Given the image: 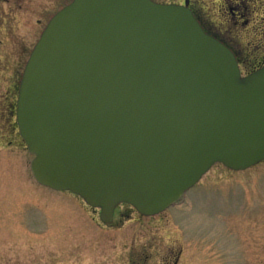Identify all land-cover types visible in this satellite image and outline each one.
Returning <instances> with one entry per match:
<instances>
[{"label":"water","instance_id":"water-1","mask_svg":"<svg viewBox=\"0 0 264 264\" xmlns=\"http://www.w3.org/2000/svg\"><path fill=\"white\" fill-rule=\"evenodd\" d=\"M16 119L37 183L106 224L122 204L152 217L216 164L264 162V66L242 76L188 2L73 0L29 56Z\"/></svg>","mask_w":264,"mask_h":264},{"label":"rangeland","instance_id":"rangeland-1","mask_svg":"<svg viewBox=\"0 0 264 264\" xmlns=\"http://www.w3.org/2000/svg\"><path fill=\"white\" fill-rule=\"evenodd\" d=\"M34 1L43 6L31 7V21L12 7L13 0L0 2V58L7 53L6 12H15L16 36L26 40L27 50L39 37L31 32L41 30L32 20L44 18L49 0ZM216 1L192 0L206 24L219 21ZM248 5L256 12L238 31L244 71L264 57V0ZM12 79L14 73L0 70V264H174L180 250L179 264H264V162L245 171L217 164L161 216L144 218L120 205L108 225L100 210L81 198L42 187L33 178V156L16 122L18 90Z\"/></svg>","mask_w":264,"mask_h":264},{"label":"flooded vegetation","instance_id":"flooded-vegetation-1","mask_svg":"<svg viewBox=\"0 0 264 264\" xmlns=\"http://www.w3.org/2000/svg\"><path fill=\"white\" fill-rule=\"evenodd\" d=\"M72 1L73 0H49L48 3L44 4L45 6L44 11L46 13L44 18H41V15H38L34 18V20H32L36 22V24H33L34 26L36 25L37 27L41 28L39 33L38 32L34 33L33 32L34 29L32 28L31 29L32 34H35L33 36H37L39 34L40 37L42 31L44 30L50 19L60 9L67 6ZM153 1L157 3H166L163 2L162 0H153ZM0 2L10 3L12 2V0H0ZM186 2H188L189 8L193 12L199 23L201 24V26L203 27L204 31L210 36L216 38L221 43H223L227 48H229L233 52V54L237 59V62L239 64L243 76H247L253 71L264 66V57H263L261 61L255 63L251 68L248 67L249 70L244 71V67L247 65H245L246 64V60L244 57L245 53L241 41L238 38V31L250 23L253 14L256 12V10L254 9L251 10V7H249L248 2H250V0H217L216 4H219V6L217 7L218 8L217 14L219 21L217 23L216 21H211V23L209 24H206L203 18L199 16L197 10L195 9V5L192 3V0H183L182 4L185 5ZM13 5L14 6L12 7H17L18 9H21L23 16H25V19L29 18L30 21L31 19L29 17V12L31 7H36L40 10L41 7L43 6V4L40 1L38 2L34 0H13ZM14 13L15 12L13 10H10L6 12V15L4 17V28L8 41H7V53L6 55H3L0 58V70L4 69L14 73V79H12L11 85L15 89L19 90L21 79L23 76L22 73L24 71L25 65L39 37H37L32 47H29L31 49L28 48L27 50L26 40H23L21 36L20 37L16 36L17 30L13 26V20L15 21ZM35 13L36 11H33V14ZM1 46L2 45H0V47ZM15 93L13 97H15ZM16 96L18 97V93H16ZM185 197L179 203L184 201ZM179 203H177L176 205H178ZM143 217L145 218V216ZM155 217H150L149 219H153ZM139 226L152 227V225L149 223L145 224L141 222ZM175 253L176 252H173L172 254ZM182 254L183 252L182 250H180V252L176 255L177 256L176 259H174L172 262H174V264H179L182 258ZM169 261L171 262L170 256H169Z\"/></svg>","mask_w":264,"mask_h":264}]
</instances>
